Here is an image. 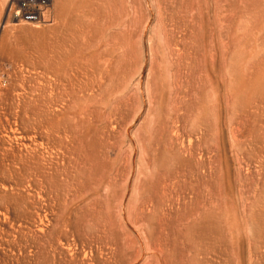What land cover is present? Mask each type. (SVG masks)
I'll use <instances>...</instances> for the list:
<instances>
[{"label": "rangeland", "instance_id": "1", "mask_svg": "<svg viewBox=\"0 0 264 264\" xmlns=\"http://www.w3.org/2000/svg\"><path fill=\"white\" fill-rule=\"evenodd\" d=\"M10 1L0 264H264V0Z\"/></svg>", "mask_w": 264, "mask_h": 264}, {"label": "built area", "instance_id": "2", "mask_svg": "<svg viewBox=\"0 0 264 264\" xmlns=\"http://www.w3.org/2000/svg\"><path fill=\"white\" fill-rule=\"evenodd\" d=\"M54 0H11L8 14L13 21L39 24L49 21L47 14ZM1 74V70H0Z\"/></svg>", "mask_w": 264, "mask_h": 264}, {"label": "bare ground", "instance_id": "3", "mask_svg": "<svg viewBox=\"0 0 264 264\" xmlns=\"http://www.w3.org/2000/svg\"><path fill=\"white\" fill-rule=\"evenodd\" d=\"M32 33V32H31Z\"/></svg>", "mask_w": 264, "mask_h": 264}]
</instances>
